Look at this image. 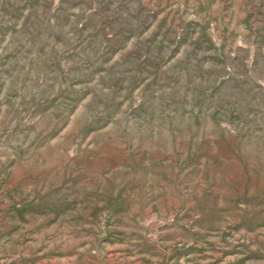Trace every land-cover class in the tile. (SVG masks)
<instances>
[{"label": "rangeland", "instance_id": "1", "mask_svg": "<svg viewBox=\"0 0 264 264\" xmlns=\"http://www.w3.org/2000/svg\"><path fill=\"white\" fill-rule=\"evenodd\" d=\"M0 264H264V0H0Z\"/></svg>", "mask_w": 264, "mask_h": 264}]
</instances>
